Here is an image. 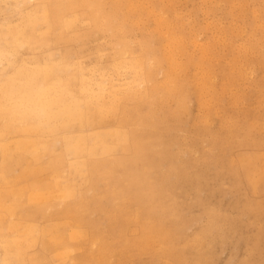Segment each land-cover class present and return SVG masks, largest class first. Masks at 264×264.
<instances>
[{
    "label": "rangeland",
    "instance_id": "374dc122",
    "mask_svg": "<svg viewBox=\"0 0 264 264\" xmlns=\"http://www.w3.org/2000/svg\"><path fill=\"white\" fill-rule=\"evenodd\" d=\"M42 2L0 0V82L18 77L21 67L31 70L48 64L60 78L74 72L76 79H84L89 90L102 89L99 92L105 102L112 94L133 93L135 70L146 76V81L138 84L144 90L164 76L157 59L168 38L158 28V14L164 16L177 36L182 50L173 56L181 67L176 71L182 82L188 81L183 83V104L171 97L164 105L169 110L165 107L153 114L151 124H146L148 128L134 124L142 129L145 141L152 144L147 157L150 166L145 163L147 159L140 163L151 174L150 188L156 185L148 201L150 206L153 204L151 214L163 220L160 229L166 231L165 245L171 250L164 254L159 240L149 245L126 243L128 233L138 234V228L130 224L127 230L118 217L119 211L114 220L105 206L94 211L90 219L104 229L105 240L118 251L101 261L91 257L90 249L96 245L85 239L71 250L67 259L70 263H66L264 264V0H145L140 12L123 18L127 28L124 33L121 29L108 30L106 25L78 22L73 29H63L62 37L57 38V27L55 31L39 33L44 24L38 20L32 31L36 39L14 48L12 39L6 37L7 28L14 25L26 33L29 18L41 13ZM41 36L45 39H39ZM205 48L208 60L202 53ZM124 57V64H119ZM137 60L142 62V68H138ZM196 74L212 80L208 79L211 92L204 94L202 101L190 81ZM79 85L76 81L74 88ZM125 103L131 106L130 99ZM140 105L138 111L145 114L146 103ZM178 105L185 108L177 109ZM109 121L104 127L110 126ZM126 127L134 128L131 124ZM120 166L117 173L128 168L127 164ZM85 194L91 199L90 192ZM96 194L91 205L105 204L110 197L108 192ZM34 221L38 226L50 223L42 215H36ZM83 227V231L89 230L87 224ZM2 251L0 243V256ZM27 251L37 256L41 245L36 243ZM45 261L62 264L50 254H46L42 262ZM42 262L35 260L33 264Z\"/></svg>",
    "mask_w": 264,
    "mask_h": 264
},
{
    "label": "bare ground",
    "instance_id": "6f19581e",
    "mask_svg": "<svg viewBox=\"0 0 264 264\" xmlns=\"http://www.w3.org/2000/svg\"><path fill=\"white\" fill-rule=\"evenodd\" d=\"M144 1L43 0L41 13L29 18L27 32L13 25L12 28H7L6 37L8 40L12 39L14 48L21 42L35 40L36 36L33 37L32 31L37 28L35 24L38 20L44 24L39 33L55 31L57 27L58 32L54 34L57 38L62 37L63 29H73L78 24L106 25L108 30L118 32L121 29L124 33L127 28L123 18L140 12ZM157 24L168 38L157 59V64L164 68V76L159 83L152 82L144 90L138 84L146 81V76L135 70L133 93L128 91L122 96L112 94L105 102L99 92L102 89L89 90V85L86 86L84 79H76L74 72L60 78L59 72L55 73L48 64H36L31 70L18 67V77L15 74L7 81L0 82V243L3 249L0 264H33L35 260L42 262L46 254L67 264L71 250L85 239L96 245V248L90 249L91 257L104 261L115 248L105 240L104 229L90 217L94 211L105 209V206L114 220L119 211L118 217L122 218V225L127 230L130 224L138 228V234L128 233L124 239L126 243L149 245L154 240H159L163 244L164 254L171 250L169 245H165L166 231L160 229L163 220L160 221L151 214L153 204L150 206L148 200L152 198L151 190L156 185L150 188L151 174L140 163V160L147 159L150 155L148 151L152 144L141 136L142 129L134 127L135 123L141 128L146 124L150 125L152 115L164 111V105L171 97L175 96V101L182 104L186 97L183 86L188 81L182 82L176 71L180 63L173 57L182 48L163 15H157ZM39 39L45 37L41 36ZM206 51L208 52V48L202 49L207 58L209 53L206 54ZM126 58H121L119 64L123 65ZM140 59L142 61L143 58ZM141 61H136L138 68L143 66ZM200 74H196L190 81L195 86L198 99L202 101L204 94L206 96L207 92H211L212 80ZM76 81L80 82L78 88H74ZM127 99L131 101L129 107L125 103ZM143 103L147 106L145 114L138 111L139 105ZM181 108H185L184 105H178L177 109ZM166 110L169 108L166 107ZM106 121L111 123L109 127H104L107 126ZM128 124L134 128L127 129ZM158 125L160 124L157 123L156 126ZM145 135L147 136L146 133ZM149 160L145 163L150 166ZM122 164L128 165L127 170L117 173V167ZM172 168L171 170L174 169ZM73 176H79L77 179L80 183ZM86 192H90L91 199L87 198ZM98 192H108V201L105 204L101 201L102 204L98 205V202L91 205L96 201L94 198ZM36 215H42L50 223L35 225ZM85 224L89 229L87 231L82 230ZM123 233L120 235L123 236ZM36 243L41 245V252L34 256L27 250ZM117 251L118 249L115 250ZM157 254L160 255L158 251ZM45 263L46 261L41 264Z\"/></svg>",
    "mask_w": 264,
    "mask_h": 264
}]
</instances>
